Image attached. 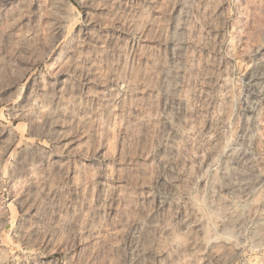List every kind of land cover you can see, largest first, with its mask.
<instances>
[{
    "label": "rangeland",
    "instance_id": "obj_1",
    "mask_svg": "<svg viewBox=\"0 0 264 264\" xmlns=\"http://www.w3.org/2000/svg\"><path fill=\"white\" fill-rule=\"evenodd\" d=\"M0 264H264V0H0Z\"/></svg>",
    "mask_w": 264,
    "mask_h": 264
}]
</instances>
